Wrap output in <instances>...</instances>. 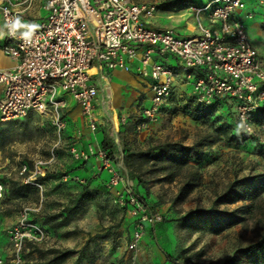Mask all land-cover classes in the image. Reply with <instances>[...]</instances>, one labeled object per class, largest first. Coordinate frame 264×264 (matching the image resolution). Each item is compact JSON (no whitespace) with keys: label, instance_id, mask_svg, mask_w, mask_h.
Listing matches in <instances>:
<instances>
[{"label":"built area","instance_id":"built-area-1","mask_svg":"<svg viewBox=\"0 0 264 264\" xmlns=\"http://www.w3.org/2000/svg\"><path fill=\"white\" fill-rule=\"evenodd\" d=\"M264 5V0H255ZM248 0H208L192 7L196 14L193 34L180 35L173 27L154 26L156 5L134 0H44L45 14H33L34 0H0V19L5 39L2 51L13 61L12 67L0 68V122L13 121L35 112L50 118L58 132L65 129L63 115L68 95L80 107L90 130L96 127L94 109L99 86L108 97L111 93L107 73L115 68L130 70L137 60L136 72L150 80L148 105L140 106L143 118L138 128L156 121L162 107L172 97L178 75L156 60L167 54L175 56L188 69L183 81L191 85L198 102L210 104L221 98L233 100L238 122L246 119L250 135L264 140V123L257 124L253 112L264 105V63L250 41L245 18ZM209 13L201 20V14ZM19 17L22 25L39 27L25 39L26 27L9 34V25ZM95 71L90 72L89 69ZM75 159L94 160L97 170L108 172L106 185L121 184L119 203L131 217L127 247L135 250L147 227L162 220L160 211L151 209L133 192V181L124 180L111 161L108 151L88 143L85 148L72 144ZM42 162L35 163L32 177L44 175ZM0 173V202L5 184ZM30 179H24L29 181ZM42 187V184L35 182ZM1 223V220H0ZM13 246L11 264L21 263L26 240L34 243L47 238L44 226L31 221L25 207L14 225L7 228ZM0 250V264H5Z\"/></svg>","mask_w":264,"mask_h":264},{"label":"rangeland","instance_id":"rangeland-1","mask_svg":"<svg viewBox=\"0 0 264 264\" xmlns=\"http://www.w3.org/2000/svg\"><path fill=\"white\" fill-rule=\"evenodd\" d=\"M134 1L158 5L168 0ZM184 1V5L188 4V7L177 5L171 10L157 9L155 17L149 22L173 27L180 34H193L190 31L195 25L196 14L192 7H201L208 0ZM247 5L248 2L246 7ZM257 12L258 15H264V5L258 3ZM208 13L209 10L201 14L202 22ZM248 20L246 18L245 23L252 22ZM254 26L250 23L248 31L256 39ZM169 60L171 65H177L174 57H169ZM197 102L191 93V85L178 80L172 97L161 109L156 121L138 128L137 124L143 118L139 115L140 105H137L133 110L131 108L114 113L111 111L99 123L97 120L95 129L89 131L97 134L99 140L102 138L99 147L108 151L111 161L120 170L124 180L133 181L134 194L151 209L162 213V220L151 226L150 233L146 230L141 243L143 239L146 241L139 243L135 250L127 247L131 217L126 209L121 212L123 206L118 201L121 184L109 188L102 180L107 175L105 170H97L96 167L90 170L86 166L89 160L75 159L69 151L72 144L80 143L83 130L77 136L67 135L66 128L58 132L49 117L35 112L17 120L0 122V173L5 184L0 213L6 216L9 223L6 232L0 231L5 264H11L13 254L7 228L16 223L25 207L29 208L30 220L45 227L47 238L37 243L26 240L21 251L20 264H47L50 257L46 252L48 249H77L88 233H95L115 224L119 218L120 226L111 232L109 240L101 244L97 264H222L225 259L236 254L238 247L257 240L264 230V189L259 191V200L255 202L256 206L251 214L243 213L247 209L243 205L249 204V201L240 199L218 205L220 209L239 208V214L243 217L240 223L220 233L206 230L196 220L182 224L181 217L189 209L197 206L209 207L232 179L264 174V147L260 145L264 140L258 139L257 144L247 142L241 145L227 144L224 139L211 143L210 141L216 139L211 122L193 120L183 110L185 105L191 106ZM81 127L89 128L86 121ZM69 129L73 130L71 126ZM203 138L208 143L198 147L200 184L181 199L177 195L184 180L182 176H173L169 170H160L159 164L152 165L137 159H132L131 164L125 160V151L144 149L157 141L194 144ZM40 161L45 167V173L37 175L34 180L32 171L35 163ZM12 168L14 169L11 170ZM9 170L11 174L7 176L5 173ZM132 173L138 174L140 181ZM24 179L30 180L26 182ZM12 180L30 185V191L20 196L10 193L9 183ZM87 181L90 182V187L100 188L102 194L95 202H89L84 212L55 228L41 221L42 216L60 211L69 197L78 191L79 184ZM35 182L42 184V187ZM166 255H169L168 259ZM74 258L75 255H71L55 264H73ZM240 264H247V260L242 258Z\"/></svg>","mask_w":264,"mask_h":264},{"label":"trees","instance_id":"trees-1","mask_svg":"<svg viewBox=\"0 0 264 264\" xmlns=\"http://www.w3.org/2000/svg\"><path fill=\"white\" fill-rule=\"evenodd\" d=\"M184 0H168L156 5L159 10H171L177 5H184ZM185 7H188L184 5ZM264 28V24H262ZM164 107H162L163 109ZM184 112L193 120L210 121L212 131L216 136L212 142L224 139L227 144L241 145L247 142L254 144L258 143V138L246 132L237 134L236 125L239 123L233 109V100L229 98H221L210 104L202 102L194 103L193 105H185ZM254 120L257 124L264 123V105H261L253 112ZM208 143L205 138L197 141L194 144H183L179 141H157L148 145L144 149L125 151V160L131 164L133 160L140 162H149L152 165L159 164V169L170 171L173 176L180 175L183 181L178 191L177 198L181 199L186 193L190 192L200 184L201 174L197 163L200 161V151L198 147L201 144ZM264 147V143H260ZM107 151V150H106ZM84 161V160H81ZM132 176L140 181L139 175L132 173ZM103 182L106 178L102 177ZM4 181V180H3ZM30 185L12 180L9 183L10 193L20 196L26 191H30ZM264 189V174L261 176H243L234 178L227 183L225 188L217 195L213 203L209 207L197 206L189 209L185 215L181 217L182 224L186 225L191 220L203 224L206 230L213 233H220L230 226L240 223L243 219L239 214V208L231 210L220 209L218 205L236 202L237 200H245L250 203L246 206L243 212L252 213L257 200H259V191ZM7 190V188H6ZM102 194L98 187H90V182L79 184L78 191L71 195L68 202L63 205L62 209L51 215H44L41 221L51 227H58L70 220L71 217L78 215L86 210L89 202H95ZM256 202V203H255ZM125 207H122L121 212H124ZM123 215V213L121 214ZM54 217H58L55 220ZM121 219L119 218L115 224H111L95 233H88L86 239L77 249H55L50 248L46 252L50 254L47 264H55L75 255L73 264H97L98 251L101 249V244L107 241L112 236V231L120 226ZM128 230V241L130 239V227ZM169 255H166V259ZM242 258L247 260V264H264V230L259 234V238L255 241L238 247L236 254L231 258L225 259L222 264H240Z\"/></svg>","mask_w":264,"mask_h":264},{"label":"crops","instance_id":"crops-1","mask_svg":"<svg viewBox=\"0 0 264 264\" xmlns=\"http://www.w3.org/2000/svg\"><path fill=\"white\" fill-rule=\"evenodd\" d=\"M43 2L44 0H34V4H33L34 16L42 17L45 14L44 9L42 8ZM257 6H258L257 1L248 0V5L246 9L240 13V16L243 17L244 16L243 14H245L246 12L252 13L253 17L250 18L248 21H252L250 22L252 26L255 25L254 27H255V38L256 39H253L250 36V33L248 31V26L250 25V23L249 24L246 23L247 31H248L251 43L257 50L259 60L262 63H264V28H262V25H261V23L264 22V15L262 14L258 15ZM257 16H258V21H256ZM244 20L246 22V18ZM154 26H158V25H154ZM158 27H164V26L159 25ZM0 31H3V24H2L1 19H0ZM177 32L179 31L177 30ZM180 35L189 36L190 34H180ZM4 42H5V39H0V68L12 67L14 65V61L9 56H7L1 49V45ZM169 57H174L177 60V65L175 66L171 65L169 63L170 61ZM155 59L171 67L175 71V73L178 75V80L183 81V77L185 73L188 71V69L183 66V64L180 62L179 59H177L175 56L171 54H167L162 58L155 57ZM137 64L138 62L137 60H135L131 64L129 71L115 68V69L110 70L107 73V78L104 79V82H108L110 89H111V93L110 95H108V97L104 94L101 88V85H102L101 80L100 79L97 80V84L100 88H99L98 97H97V104L94 109L95 110L94 117L96 118V122L97 120H98V123L99 121H102V118L106 117L107 115H110L111 111L112 113H114L119 110H126V109H131V108L133 110L137 105L145 106L149 104L151 93H152L150 90V80L137 74L136 72ZM178 80L175 86L178 84ZM187 85L189 86L188 83ZM2 94H3V85L0 83V97L2 96ZM63 98L65 100V107L63 109V115H64L63 117L66 121L65 133L67 135L70 134L73 136H77V134L83 130L84 131L83 137L80 140V143L76 144L77 146H79L80 148H85L88 143H92V144H95L96 146L97 145L100 146V142H101L100 140L102 138L99 140L97 134H93L89 132L90 131L89 128L82 129L81 125H83L84 121L86 120L83 118L81 114L79 105L75 103L68 95H63ZM69 126H71L73 130L69 129ZM94 163L95 162L93 159L89 160L87 161L86 166L90 170H92L95 167ZM13 169L14 168H12L11 170ZM11 170L6 172L5 174L7 176H10ZM105 173L107 175L104 178H107L108 172L106 171ZM5 217L6 216L4 214L0 213V220H1L0 231L2 230L5 231L6 227L9 224L8 221L5 219ZM16 220H17V215H16ZM150 228L151 227L147 229V233L151 232ZM4 238L7 242V236H5ZM0 241H2V238L0 239ZM143 241H146V239H143L142 243ZM0 250L3 251L2 252L3 254L5 253L2 245H0Z\"/></svg>","mask_w":264,"mask_h":264},{"label":"clouds","instance_id":"clouds-1","mask_svg":"<svg viewBox=\"0 0 264 264\" xmlns=\"http://www.w3.org/2000/svg\"><path fill=\"white\" fill-rule=\"evenodd\" d=\"M19 27H26L28 31L23 33V36L25 39H30L31 34L39 27V25L36 24H29V25H22L19 17H17L10 25V32L9 34H14L15 30ZM4 32L0 31V38H3ZM251 127L247 124L246 119H242L237 125H236V132L237 134L241 132L251 133Z\"/></svg>","mask_w":264,"mask_h":264},{"label":"bare ground","instance_id":"bare-ground-1","mask_svg":"<svg viewBox=\"0 0 264 264\" xmlns=\"http://www.w3.org/2000/svg\"><path fill=\"white\" fill-rule=\"evenodd\" d=\"M89 71L93 72V71H95V69L94 68H90ZM94 114H95V110H94Z\"/></svg>","mask_w":264,"mask_h":264}]
</instances>
